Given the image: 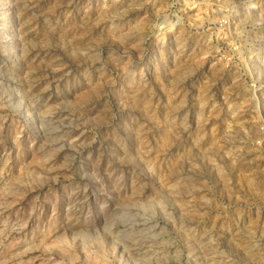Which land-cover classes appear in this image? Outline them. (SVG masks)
I'll return each instance as SVG.
<instances>
[{
	"label": "rangeland",
	"instance_id": "374dc122",
	"mask_svg": "<svg viewBox=\"0 0 264 264\" xmlns=\"http://www.w3.org/2000/svg\"><path fill=\"white\" fill-rule=\"evenodd\" d=\"M0 264H264V0H0Z\"/></svg>",
	"mask_w": 264,
	"mask_h": 264
}]
</instances>
